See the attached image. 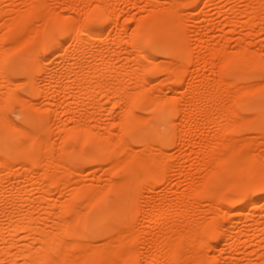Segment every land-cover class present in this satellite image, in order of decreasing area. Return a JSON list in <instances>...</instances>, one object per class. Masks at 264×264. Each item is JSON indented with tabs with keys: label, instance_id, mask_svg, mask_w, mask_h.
Listing matches in <instances>:
<instances>
[{
	"label": "bare ground",
	"instance_id": "6f19581e",
	"mask_svg": "<svg viewBox=\"0 0 264 264\" xmlns=\"http://www.w3.org/2000/svg\"><path fill=\"white\" fill-rule=\"evenodd\" d=\"M1 1L5 0H0V4ZM48 1L52 0H23L20 4L24 10L18 8V3L16 6L12 2L7 8L0 5V30L6 29V32L1 31L4 35H0V43L11 41L9 45L13 44L15 49H22V45L30 48L40 41L39 28L35 25L38 21L43 22V25L39 23L42 27L47 24L57 27L61 35L53 39L54 47L49 53L52 59L48 61L50 58L48 59L44 52L36 55L31 53L34 55L31 56L29 49L24 53L26 57L19 66H22L24 82L29 85L32 94L41 95L47 100L45 102L48 106L56 104L53 94L57 90L63 92L67 98L61 104L64 110L62 112L68 117L58 129L60 143L73 140L81 148L88 146L89 151L78 158H72L70 151L65 153L61 147H53L41 119L31 113L25 122L37 124L35 128L28 129L17 125L19 133L4 132L6 123L3 109L6 96L3 90H9L12 84L9 86L7 71L10 48L8 49V46L4 47L7 50H0V203L10 199L13 204L12 206L7 202L12 208L9 206L8 210L4 206L6 210L0 211V214H3L0 215V264H209L207 255L202 251L206 253V250L211 249L210 242L219 230L223 231L224 236L219 250L221 254L229 250L237 252L238 247L242 248L239 245L243 243L256 244V250L254 247L243 254H257L258 261L252 264H264V195H260L264 192V153L261 157L259 148H256L259 154L254 153V148H250L254 144L256 147L258 144L264 146V84L261 86L260 82H254V87L252 84L243 85L253 78L251 68L264 66H260L264 63V56L251 52L247 44L256 25L264 22V0H236V3L245 1L241 9L236 8V5L225 9V4L231 2L227 0V3L223 1V6H217L220 13L231 19L228 18L224 23L228 30L223 29L219 36L223 45L221 44L219 49L210 50L207 54L208 60L201 52L197 55L198 58H194V48L193 52L185 45L182 46L180 41H189L187 37L190 34L187 35L186 32L189 31L187 27L190 25L186 26V20L195 22L194 36L199 29L203 30L202 22L208 20L205 9L212 7L216 0H147L146 5L150 8L148 18H138V22L136 21V25L131 29L127 27L129 24L126 25L129 21L127 18L123 21L124 25L119 26L120 21L115 10L120 2L118 4L116 0H83L87 5L61 0L64 9L70 11L68 13L71 15L67 17L53 12ZM54 6L56 8V5ZM184 7L190 8V11L186 12L187 15H184L186 20L182 15ZM238 15L247 19L238 21ZM94 18L104 23L106 29H92L91 21H94ZM238 23L248 30V33L236 40L240 44L238 50L228 53L225 48L226 41L233 38L229 39L230 36L226 35L235 33L237 29L242 30L238 28ZM112 33H117L114 36L118 37L114 38V41H117L119 48L123 41H131L128 44L130 51H125L127 55L119 54L116 57L120 64H115L116 61L114 63L112 58L111 62L101 51H98L99 54L90 55L92 60L90 58L91 61L86 60L84 63L82 58L89 56L90 50L85 55L87 51L83 50V45L88 48L86 42L97 43L96 41H102ZM202 34L201 37L204 35ZM123 35L127 36L128 40L123 39ZM213 38L208 36L207 39L202 38L199 41H212ZM67 41H70L73 47L78 46L72 48L75 52L70 53V46L65 47ZM145 41H159L164 56L158 63L154 56L143 49ZM193 58L198 59L197 61L200 59L201 63L195 62L194 70L189 71L191 68L188 69V66L193 64ZM60 64L67 66L64 71V68L62 69L63 74L61 72V75H58L56 67ZM208 66L212 72L218 71L219 75L216 73L218 79L211 81V85H208L211 76L198 77V72ZM231 69L232 80L227 82L226 75ZM154 70L167 74L166 77L164 73L168 83L163 82L164 79L160 82L165 83L164 86L170 84L167 87L169 96L161 92L163 83H154V80L149 78V73ZM187 72H190V81L188 80L189 84L184 88V94L179 97L180 89L184 85V74ZM72 83L83 100L91 101L94 107L98 105L95 99L97 91L98 94L113 98L112 110L119 107L120 111L112 127L102 128L99 133L98 129L101 127L97 125L98 122L97 126L90 124L94 118L92 113L87 116L86 112L73 111L72 107L81 103L73 96ZM4 84H7V87ZM231 86L234 88L230 89ZM12 94L15 97L16 94ZM249 94H257L261 101L247 102L246 107L253 112L247 120L232 106L225 105L227 101L238 102L241 95ZM136 108L147 112L146 116L136 114ZM27 109L34 111L37 108L31 103ZM101 109L103 108H99ZM173 117L177 118L179 123L174 125ZM141 123L145 126H140ZM201 123H213L216 128L213 138L207 140L201 149L204 154L201 164L204 173L201 177H193L191 167L187 169L183 165V168L181 164L174 167L169 162L170 154L162 149L168 143L173 144L176 141L182 145V142L187 140L189 131L193 130L191 125L198 127ZM114 127L118 129V134L115 132L117 138ZM246 127L259 133V142L255 138L246 141L244 136L243 139L240 138V129ZM95 128H98V131ZM125 136H129V140L125 139ZM154 137L158 139L155 142L152 139ZM11 140H18L19 143H13ZM54 150L60 152H56V155ZM190 153L183 156L185 160L192 159L195 152ZM73 163H77L79 168L73 169ZM100 166L106 167L104 171L114 172L108 174L104 184L100 178L89 184L80 180L85 169L93 172ZM170 171L175 173L180 182H189V188L178 192L175 198H169V185L165 183L163 193L167 192L166 195H158L159 198L156 196L158 199L153 197L152 193L159 189V185L168 181L167 175ZM225 173H230L235 178L224 179ZM75 175H80V178L72 180L71 176ZM228 186L236 188V193L221 198L222 189ZM56 187L59 198H51L50 193L54 194ZM142 191H146L145 197ZM252 191L256 192L257 196L252 195ZM36 192H41L38 199L32 197ZM139 198L150 199V202L155 198L157 202L152 207L150 205L151 209L143 211L139 208ZM201 199L207 200L211 206L217 205L222 199L224 204L236 206L235 212L226 216L220 215L217 205L216 215L212 218H207V221L204 215V220L199 215L196 218L193 213ZM24 206L26 208H23ZM258 207L262 215L255 219L253 211ZM140 213L146 221L153 222L150 225L154 227V223H160L162 228L159 225L161 229L158 230L157 226L158 231H154L152 226L148 227V230H138L136 215ZM256 238L259 241H256ZM238 253L241 255V250ZM220 258L224 264L238 262V258L233 256Z\"/></svg>",
	"mask_w": 264,
	"mask_h": 264
},
{
	"label": "rangeland",
	"instance_id": "374dc122",
	"mask_svg": "<svg viewBox=\"0 0 264 264\" xmlns=\"http://www.w3.org/2000/svg\"><path fill=\"white\" fill-rule=\"evenodd\" d=\"M9 2V4L7 3V2ZM21 1H23V0H5L4 2L3 1H1L2 3L0 4V5H4V6H6L5 8H7V6L8 5H12V2H13V5L15 4H17L18 3V5L19 6H21L22 4H20L21 3ZM56 1V2H55ZM52 0V1H48V5H50V8H51V10H53V12H56V13H59L60 15H63V16H65V17H67V16H69V14L70 13H68V11L69 10H67V9H64V7H63V4L61 3V0ZM87 2H88V0H86ZM125 1V0H124ZM123 0L121 1V0H116V2L118 3V2H120V4L117 6V8L118 9H116L115 10V12H117L116 13V15L118 16V18H119V21H120V23H119V26L121 27V26H123L124 25V23H123V21L124 20H126V18L129 20L128 21V23L126 24V25H128L127 27L129 28L130 27V29L131 28H133L134 27V24L136 23V21L138 22V18H139V20H142V19H146V18H148V13H149V7H147V5H146V2H147V0H135V2H134V0L132 1H130V2H124ZM220 1V2H219ZM225 3H227V1L229 2V1H231L230 3H228L227 5H228V7H227V5L225 4V6L227 7H225V9H228L230 6H232V5H236V8H243L244 7V5L245 4H243V3H245V1H240V2H237L236 3V0H235V2H233L234 0H227V1H225V0H216V1H214V5L211 7V6H208V7H210V8H206L205 10H206V17H207V19L208 20H206V21H204V22H202V27L201 28H203V30L202 29H199L200 31H198V32H196V34H195V36L193 35L194 33H195V29L193 28V26L194 25H196L195 24V22H193V21H189L188 22V20H186V17H184V15L186 16L187 15V13L190 11V8L189 7H184L183 8V11H182V15H183V17H184V19L187 21H185V24H186V26L188 25H190L189 26V28L187 27V30L189 29V31H187L186 33H188L187 35H189V37H187L188 38V40L189 41H180V44L182 45H185L186 47H188L191 51H193L192 49L194 48V55H193V57L194 58H196V56L199 54H201V53H203V54H201V55H203L204 56V54H205V56L207 57L208 55V52L210 51V50H213V49H219L220 47H221V44H222V41H221V39H219V36H220V34H221V32L223 31V29H226L225 27H224V23L228 20V16L226 15L225 16V14H222V13H220L219 12V10L217 9V6L219 7L220 6V4H222L221 6H223L224 4V2ZM58 2H59V4H58ZM68 2L70 3H72V2H74V4H77V2L78 3H83V4H86L87 2H84L83 0H68ZM76 2V3H75ZM137 2H138V4H137ZM222 2V3H221ZM23 3V2H22ZM54 3H56V4H54ZM60 3H61V6H60ZM132 3V4H131ZM134 3V4H133ZM136 3V4H135ZM218 3V4H217ZM232 3V4H231ZM234 3V4H233ZM236 3V4H235ZM95 4V2L92 4V5H94ZM216 4V5H215ZM231 4V5H230ZM18 5H16V6H18ZM54 5H56V8H55V6ZM59 5V6H58ZM87 5V4H86ZM85 5V6H86ZM136 5V6H135ZM141 6V8L142 9H140V6ZM146 5V6H145ZM239 7H238V6ZM264 5V4H263ZM18 6V8L19 9H23L24 10V8H23V6H21V7H19ZM84 6V7H85ZM145 6V7H144ZM220 6V7H221ZM9 7V6H8ZM138 7V8H137ZM147 7V8H146ZM214 7V8H213ZM264 7V6H263ZM4 8V7H3ZM86 8V7H85ZM146 8V9H145ZM217 9V10H216ZM220 9V8H219ZM208 10V11H207ZM83 12H85V10H82ZM148 11V12H147ZM188 11V12H187ZM262 11H264V8L262 9ZM70 12V11H69ZM187 12V13H186ZM208 13V14H207ZM262 13V12H261ZM260 13V14H261ZM119 14V15H118ZM263 14V15H262ZM261 15H262V17L264 18V12L262 13ZM71 15V14H70ZM147 15V16H146ZM210 19H209V18ZM232 17V16H231ZM234 17H235V15H234ZM226 18V19H225ZM229 19H231V18H229ZM245 21V19H247V18H244V17H239V15L237 16V20L238 21H243V20ZM206 22H207V24H206ZM209 22V23H208ZM211 22V23H210ZM40 23V21H38L35 25H36V27H38L39 28V32H40V34H39V42H36V43H34L30 48H28L27 46H25V45H22V49L19 47L18 49L16 48H14V47H12L13 46V44L12 45H9L10 43H12L11 41H4L3 43H0V50L2 51L3 50V48L5 47H8V49H9V51H10V53L8 52V64H7V71H8V77H9V79H10V81L8 82L9 83V86H11L10 84H12V86H11V88L9 89V90H6L5 89V87H7V84H4V89L5 90H3L4 92H5V94H4V96H6V97H4V114H3V117H4V115H5V119H4V123H6V124H4V132L5 133H19L20 132V129H19V127L17 126V125H20V127H24V128H28V129H30V128H35L36 127V125L37 124H35V123H26L25 121H26V119H29V118H27V116L29 117V115H30V113H31V115H34V116H36V117H38L39 119H41V122H42V125L44 126V128H45V131L47 132V135H48V137H49V139H50V142H51V145H53V147H55V148H59V147H61L60 149H63L64 150V152L65 153H67L68 151H70L71 152V155H72V158H78V157H80V156H82V155H84L83 153H87L88 151H89V147L88 146H86V147H84V148H81V147H79V145L75 142V141H73V140H69V141H66V142H63L62 141V143H60L61 142V139H59V135H58V129L60 128V127H62V124L64 123V119L66 120V118L68 117H66V115H63V112L62 111H64V110H62V107H63V105L61 106V104H63V102L65 101V99L67 98V97H65V95L64 94H62L63 92L61 91V90H57L56 92H55V94H53L54 95V99L56 100L55 101V105L54 106H48L47 104H46V102L45 101H47V100H45L41 95H35V94H32V92H31V90H30V88H28L29 87V85L26 83V82H24V78H23V74H22V70H21V68H22V66L20 67L19 65H20V63H23V61H24V59H25V57L26 56H24V53L25 52H27V50H31V51H29L28 53H29V55L32 53V54H34V55H36V53L38 54V53H41V52H44V53H46L47 55H48V61H50L52 58H51V56L49 55V53H50V51L52 50V48L54 47V42L55 41H53V39L54 38H56L60 33L58 32V29H57V27L55 26V25H52V24H47L45 27H42V25H43V22H41L40 24H42V25H40L39 24ZM258 23V22H257ZM261 23H263V24H261ZM259 22L258 23V25H256V27H255V30L254 31H252L253 32V36L251 37V40L250 41H247V44H249V46H250V48H249V46H247L249 49H251L250 51L251 52H253V53H258V54H261V56H264V22L262 21V22ZM38 24V25H37ZM125 25V26H126ZM136 25V24H135ZM41 26V27H40ZM204 26V27H203ZM195 27V26H194ZM42 28H43V30H42ZM45 28V29H44ZM91 28L92 29H94V30H96V31H103V30H105L106 29V26H105V24L104 23H102L99 19H97V18H94V21L92 20L91 21ZM238 28H241L242 30H240V29H237V31L235 32V33H227L228 35H226V36H230V38L229 39H232V40H228L229 41V43H228V41H226V43H227V46L225 47V48H227L226 50H227V52L228 53H232V52H234V51H237L238 50V48H239V43L236 41L237 39H238V37L240 38H242V35H245V33L247 34L248 33V30L246 31V29L245 28H242L241 27V25H240V23H238ZM64 29H65V31H67L68 29H67V27L65 26L64 27ZM191 29L192 30H194V31H191ZM210 29V30H209ZM244 29V30H243ZM5 30V32H6V29H1L0 30V35L1 36H3L4 35V33L3 32H1V31H4ZM209 30V31H208ZM226 30H228V29H226ZM198 33V34H197ZM204 35H203V34ZM115 34H117V33H112V35H110V36H108V37H104L103 38V40L102 41H96L97 43H95V41H88V42H86L85 44L88 46V48H86L84 45H83V50L84 51H87V52H85V55H87V53L89 52L88 50H90V53L88 54L89 56H85V57H87V59H85V57L84 58H82V60L84 59V63L85 62H87V61H91L92 60V58L90 57V55H92V54H97L98 53V51L100 52H103L102 54H105V56H106V58L107 57H109L110 59L112 58L113 59V62L115 63V61H116V63L115 64H120L119 62H117L118 60H116V57H117V55H121V56H126L127 55V52H125V51H130V49L128 48L130 45H128L129 43H131V41H123V43H122V46L120 45V48H119V46H117V41H114V40H116L117 38L116 37H118L117 35H116V37L114 36ZM203 35L202 37L200 36V35ZM61 35V34H60ZM126 35H128L127 33H126ZM210 37H214L213 39H211L212 41H202V43H200L201 41H199V39L200 40H202V38L203 39H207L208 38V36ZM190 36H191V39H189L190 38ZM200 37V38H199ZM114 38H116V39H114ZM128 37L127 36H125V35H123V39H126V40H128L127 39ZM194 38H196L198 41H196V39H195V41H192V40H194ZM235 39V40H234ZM190 41H192L191 43H190ZM119 42V41H118ZM122 42V41H121ZM152 41H145L144 42V44H143V49L148 53V54H151L152 56H154L155 58H156V63H158V61H160L162 58H163V50L160 48V46H159V41H153V43H151ZM184 42V43H183ZM188 42V43H187ZM88 43V44H87ZM95 44V45H93V44ZM225 43V44H226ZM71 42L70 41H67L66 42V44H65V47H67V46H70L69 47V49L71 50L70 51V53L73 51L72 50V48L74 49V48H78V46H76V45H74V47H73V44H72V46H71ZM126 44V45H125ZM191 46H190V45ZM245 44V43H244ZM119 45V44H118ZM156 45V46H155ZM182 45V46H183ZM223 45V44H222ZM241 45H243V43H241ZM3 46V47H2ZM243 46H246V45H243ZM90 47V48H89ZM4 48V49H5ZM92 48H93V50H94V52H92L91 53V51H93L92 50ZM41 49V50H40ZM87 49V50H86ZM108 49V50H107ZM111 51H110V50ZM115 51H114V50ZM121 51H120V50ZM129 49V50H128ZM5 50H7V49H5ZM14 50V51H13ZM118 50V51H117ZM0 51V52H1ZM4 51V50H3ZM21 51H22V53H21ZM24 51V52H23ZM40 51V52H39ZM76 51V50H75ZM75 51H73V52H75ZM116 51H117V54H116ZM158 51V52H157ZM72 52V53H73ZM122 52H124V53H122ZM196 52H197V54H196ZM201 52V53H200ZM114 53V54H113ZM122 53V54H121ZM31 54V56H34V55H32ZM99 54V53H98ZM111 54H112V56H111ZM196 54V55H195ZM110 55V56H109ZM115 58H114V57ZM209 57V56H208ZM206 58L207 60L209 59V58ZM89 58V59H88ZM90 58H91V60H90ZM193 58V64H191L190 66H188V69L189 68H191V69H189V71L191 70H194V64H195V62H199V63H201L200 62V59H199V61H197L196 59H194ZM197 58H198V56H197ZM112 59H111V62H112ZM115 59V60H114ZM87 60V61H86ZM202 61V60H201ZM72 62V61H71ZM216 62V61H215ZM263 62H264V59H263ZM196 63V64H197ZM217 63V62H216ZM113 64V63H112ZM262 65H264V63L263 64H261L260 66H262ZM66 64H60L59 66H57L56 67V71H57V74L58 75H61V74H63V71L66 69ZM60 68H61V71H60ZM64 68V69H63ZM207 69H203L202 71L200 70L199 72H198V77L199 78H201L202 76H208V77H210V81H209V83H208V85H211V84H213L211 81H214L215 80V78L216 79H218V71H216V72H212L211 71V69H210V67L208 66V67H206ZM62 69H63V71H62ZM59 71V72H58ZM205 71V72H204ZM62 72V73H61ZM160 72H162V71H160V70H154L152 73H149V78L151 79V80H154V83L156 82V83H159L160 82V80L162 81L163 79V82H165L166 80H165V78L167 77V74L165 73V72H162V74L160 73ZM233 72V69H231L230 71H228V74L226 75V81L228 82H230L231 80H232V78H231V73ZM61 73V74H60ZM166 74V77H165V74ZM188 73H190V72H187V73H185L184 74V85H183V87L180 89V93L178 94V96L180 97L181 95H183L184 93V91H185V89H186V86H188V84H189V82H188V80L190 81V74H188ZM197 73V72H196ZM203 73V74H202ZM216 73H217V75L218 76H216ZM250 73L253 75L252 77V80L249 82V83H243V85L244 86H246V85H250V84H252V87H254V82H256V83H259V85H263L264 83H262L263 81H264V66H262V67H260L259 68V66L258 67H254V68H251L250 69ZM0 74H1V72H0ZM201 74V75H200ZM207 74V75H206ZM36 78H38L39 79V76H37ZM162 78V79H161ZM213 78V79H212ZM8 79V80H9ZM18 79H19V81H18ZM155 79H157V80H155ZM186 79V80H185ZM263 81H262V80ZM12 81V82H11ZM16 81V82H15ZM4 82H6L7 83V81H4ZM11 82V83H10ZM39 82H40V79H39ZM163 82H160V84H162ZM167 82V81H166ZM211 82V83H210ZM16 83H18L17 85H16ZM71 83V82H70ZM168 83V82H167ZM1 84V83H0ZM15 84V86L13 87V85ZM21 84V85H20ZM42 84V83H41ZM73 84V83H72ZM44 85V84H43ZM165 85V83H163L162 84V86L164 87L163 89H162V94H167V96H169V91H167V87L168 86H170V84H167L166 86H164ZM261 85V86H262ZM72 86V85H71ZM185 86V87H184ZM256 86H258V84H256ZM255 86V87H256ZM75 88L76 87H74V84H73V86L71 87V91H73L72 93L74 94H72L73 96H74V98H75V100H77L78 102H80L81 103V105H75V106H73L72 108H73V111L75 112V111H77V113H79V111L82 113V112H86V115L88 116V115H90L91 113H92V116L95 118H93V119H91V121H90V124H91V126L92 125H96V122H98L97 123V125L99 124L100 126L99 127H101V129H98V128H95V130L96 131H98L99 133H101L102 132V128H105V127H112V125L117 121L116 119H117V117H118V111H120L119 110V107H116V108H113V110H112V104H113V98H110V97H106V96H103L101 93H99L98 94V91H97V94L95 95V99H96V101L98 102V105H96L95 107L94 106H92V104H91V101H88L87 99H86V101H84L83 100V97L81 96V95H79V92H77L78 91V89L77 90H75ZM185 88V89H184ZM232 88H234L233 86H231L230 87V89H232ZM13 89V90H12ZM73 89V90H72ZM203 90V89H202ZM9 91V92H8ZM12 92L13 93H15L16 95H15V97L13 96L14 94H12ZM31 92V93H30ZM58 92V93H57ZM154 92H156V91H154ZM157 93V92H156ZM221 94H223V92H221ZM64 95V96H63ZM257 94H255V95H241L240 97H239V100H238V102L236 101V102H232V101H227L228 103H225V105L226 106H232L238 113H240L241 115H243V117H245L244 119L245 120H247L248 118H249V116L250 115H252V110H250V108H248V106L246 107V105H247V102H253V103H255V102H257V101H261V99L259 98V97H257L256 96ZM13 96V97H12ZM16 96H18L17 98H16ZM19 96H20V99H18L19 98ZM14 98V99H13ZM85 98V97H84ZM243 98V99H242ZM64 99V100H63ZM112 99V100H111ZM245 99V100H244ZM18 100H20V102L18 101ZM240 100H241V102H240ZM21 101H24V102H21ZM70 101H71V99H70ZM194 101V100H193ZM244 101V102H243ZM32 103V105H34L37 109L36 110H34V111H30V110H28L27 108H28V106H29V104H31ZM62 102V103H61ZM83 102H85V103H83ZM88 102V103H87ZM90 102V103H89ZM195 102V101H194ZM59 105V107H57ZM25 106H27V107H25ZM60 106H61V109H60ZM98 106V107H97ZM54 107V108H53ZM75 107V108H74ZM96 107H97V109H96ZM57 108V109H56ZM99 108H103V109H101V110H99ZM110 108H111V111H110ZM41 110V111H39V110ZM44 109V110H43ZM117 109V110H116ZM116 110V111H115ZM97 111V112H96ZM109 111L113 114H109ZM113 111V112H112ZM135 112H136V114H143L144 116H146V114H147V112L145 113L144 111L142 112V111H140L139 110V108H136L135 109ZM138 112V113H137ZM57 113V114H56ZM61 113H62V115H61ZM76 113V112H75ZM55 115V118H54V115ZM85 114V113H84ZM6 115L10 118V121H9V118L8 117H6ZM45 117H43V116ZM77 115V114H76ZM85 115V116H86ZM110 115V116H109ZM64 116V117H63ZM98 116V117H97ZM2 117V118H3ZM44 119H43V118ZM1 118V119H2ZM7 118V119H6ZM53 118V119H52ZM51 121H50V120ZM8 120V121H7ZM45 120V121H44ZM13 121V122H12ZM44 121V122H43ZM173 121H174V125H175V123L177 124V123H179L178 121V119L177 118H175V117H173ZM9 124H8V123ZM10 122H12L13 124H11V127H9V125H10ZM14 123L16 124V125H14ZM45 123H46V125H45ZM186 124H188L189 125V123L187 122ZM202 124V123H201ZM201 124H199L198 125V127H196V126H194V125H191V128L193 129H191L192 130V132L191 131H189L190 133H188V135H187V137H186V139L187 140H185V143L184 142H182V145H181V143H179V142H175V143H173V144H167L165 147H163V149L162 150H164V152H166L169 156H170V159H169V162H170V164L171 165H174V167L175 166H179L180 164V166L181 167H183V165H184V167L185 168H190L191 167V170H190V172H191V174H192V176L193 177H201L202 175H203V171H202V169H203V165H201L202 164V160H203V158H204V154L201 152V149H202V146L204 145V143L207 141V140H210V139H212L213 138V132L215 131V126L213 125V123H211V124H209V125H203V126H206V127H203V126H201ZM250 124H251V122H250ZM96 125V126H97ZM188 125H186V126H188ZM210 125H212V126H210ZM252 125V124H251ZM71 126V125H70ZM140 126H145V124L144 123H141L140 124ZM18 127V128H17ZM214 127V128H213ZM251 127H253V126H251ZM188 128V127H187ZM55 129V130H54ZM98 129V130H97ZM113 129H115L114 130V134H118V132H117V128H113ZM116 132V133H115ZM57 133V134H56ZM240 134H238V135H240V138H242L243 139V136H244V139H245V141L247 140V139H256V141L257 142H259L258 141V137H259V133L258 132H256L254 129H248V127H246V128H241L240 129V132H239ZM53 134V135H52ZM116 134V138H117V135ZM167 134H169V133H167ZM55 135V136H54ZM188 136H189V138H188ZM53 137V138H52ZM114 137V136H113ZM129 136H125V139H127V140H129ZM153 139V141L155 142V141H157L158 139L156 138V137H154V138H152ZM13 143H16V144H18L19 142H18V140H11ZM193 141V142H192ZM242 141H244V140H242ZM177 143V144H176ZM61 145V146H60ZM256 144H254V145H252V146H255ZM78 146V147H77ZM182 146V147H181ZM250 147V148H254L253 150H254V153L256 152V148H257V150H258V148H259V151L260 152H262L260 155H261V157H262V154L264 153V146H260L259 144L257 145V147L255 146V147ZM72 150H71V149ZM67 149H69V150H67ZM261 149V150H260ZM75 150H77V151H75ZM91 150V149H90ZM75 151V152H74ZM258 151V152H259ZM56 152H60L59 150L58 151H56V150H54V154L56 153ZM190 152H195L194 154H192V159H190V160H185V158L183 157L184 155H187V154H191ZM198 152H200V153H198ZM253 152V151H252ZM258 152H256V153H258ZM58 153H56V155H57ZM259 154V153H258ZM171 155H172V157H171ZM176 157H175V156ZM263 156H264V154H263ZM264 158V157H263ZM172 159H174V160H172ZM177 159V160H176ZM263 159H261V161H262ZM264 161H262V163H263ZM184 163V164H183ZM191 163H193L192 165H191ZM72 165V167H73V169H77V168H79V167H77V163H73V164H71ZM183 167V168H184ZM106 167L105 166H100V167H97L96 168V170L95 171H93V172H91V170L90 171H86V169L83 171V175H81V178H80V175H75V177H73V176H71L72 177V180L73 179H75L76 177L79 179L80 178V180L82 181V182H84V183H93V182H95L96 181V179H98V178H100V179H102L103 181H104V179H107V177H108V174L110 175V174H114V172L113 171H109V170H107V171H109L108 173H107V171H106V175H105V171H104V169H105ZM187 168V169H188ZM85 172V173H84ZM170 175H171V177H170ZM174 177H173V176ZM168 177H169V179H168V181L166 180L165 182H163L161 185H159V189H156L155 190V192H153L152 194H153V197H158V195H160L159 197H161V196H165L166 195V193H163L164 191H163V189L166 187V185H164L165 183L166 184H168L167 186H168V192L169 193H167V195H168V197L170 196H172L173 198H175V196L178 194V192H182V190H185V189H188L189 188V186H190V183L189 182H180L177 178L178 177H176V175H175V173H172V171H170V172H168V175H167ZM167 177V178H168ZM231 177H233L230 173H225L224 174V179H229V178H231ZM238 177V176H237ZM233 178H235V176L233 177ZM170 180V181H169ZM102 183V182H101ZM105 183V181L103 182V184ZM6 185L8 184V182L6 181V183H5ZM102 185V184H101ZM161 186H163V187H161ZM161 187V188H160ZM54 188L55 187H53L52 189L54 190ZM57 188V187H56ZM61 188V187H60ZM56 190V192H54V191H52V192H54V194H52V193H50L51 195H50V197L51 198H59V193H58V188L57 189H55ZM170 190V191H169ZM224 190V191H223ZM236 188H233V187H229L228 186V188L227 187H225V188H223L222 189V191H221V193H223V194H221V198H226L227 196H229V195H232V194H234V193H236ZM143 193V196L145 197V195H146V191L144 192V191H142ZM164 195H163V194ZM252 193V195H254V196H257V193L256 192H254V191H252L251 192ZM152 194H150V196H152ZM154 194H157V195H154ZM261 196H263L264 195V192H262L261 194H260ZM41 196V192H36V193H34V195L32 196L33 198H35V199H38L39 197ZM156 197V198H157ZM158 197V198H159ZM169 197V198H170ZM143 198V197H142ZM142 198H139L138 199V203L140 202V207L139 208H142V209H140V210H146L147 211V208L148 209H151L150 208V205H151V207L157 202V201H155V200H157V199H155V198H153V200H151V202H150V199H145V200H147V203H146V201L145 200H143ZM155 199V200H154ZM155 201V202H154ZM9 204H11L12 206H13V204L12 203H10V199L9 200H7L6 199V202H3V201H1V203H0V207H2V208H0L1 210L0 211H2L3 212V209H8L9 208V206H10V208H12V206L11 205H9ZM11 202H12V200H11ZM144 202V203H143ZM150 202V203H149ZM263 202V201H262ZM261 202V203H262ZM261 203H260V205L259 206H261ZM149 204V205H148ZM148 207H147V206ZM217 205H219V207L217 206ZM217 205H212L211 206V204L207 201V200H205V199H201L200 200V203L196 206V208H195V210H194V216L197 218V215H199V216H203V217H205L206 218V221H207V218L209 219V218H212L213 216H215L216 215V213H215V211H216V208L218 207V208H220V206L221 207H224V208H220L221 209V211L219 212L218 211V208H217V212L218 213H220V215H225L226 216V214H228V213H234L235 212V208H236V206H234V205H228V204H224L223 203V201H222V199L220 200V202H218L217 203ZM224 205V206H223ZM5 206V208H3ZM142 206V207H141ZM214 206V207H213ZM216 207V208H215ZM9 208V209H10ZM23 208H26V206H24ZM144 208V209H143ZM215 208V209H214ZM5 209V210H6ZM8 209V210H9ZM214 209V210H213ZM260 208L258 207V208H256L254 211H253V213L255 214L254 216H255V219H256V217L258 218H260L261 217V215L262 214H260V210H259ZM213 211H214V214H213ZM227 211V212H226ZM230 211V212H229ZM2 214V213H1ZM0 214V215H1ZM201 214V215H200ZM142 214L140 213V215L139 214H137L136 215V221L138 220V223L136 224L137 226H138V230H142V231H144V230H148V227H151L152 225H150L151 223L153 224V222H151V221H146V219H144L143 218V216H141ZM259 215V216H258ZM2 216H3V214H2ZM2 216H0L1 218H2ZM194 216L192 215V218H194ZM141 217L143 218V219H141ZM201 217H199V218H201ZM202 217V218H203ZM140 218V219H139ZM205 218H203V220L205 219ZM195 219V218H194ZM146 221L147 223H148V225H147V223L146 222H143V221ZM148 220V219H147ZM202 220V221H203ZM140 222H142V223H140ZM139 223L141 224V225H143L144 226V228L142 227V226H140L139 225ZM143 223H145V224H143ZM157 224V223H156ZM155 223H154V227L152 226V229L154 230V231H158V230H160L161 228H162V224H160V223H158V225H156ZM147 225V226H146ZM156 225V226H155ZM159 225H160V227H159ZM158 226V227H157ZM156 227L158 228V230L156 229ZM142 228V229H141ZM155 228V229H154ZM141 231V232H142ZM240 231V230H239ZM224 236H223V231L222 230H219L218 231V233L216 234V236L214 237V239H212L211 240V242H210V244H211V246L212 247H210L209 249L210 250H206V253H205V251H202L204 254H206L207 255V257H208V259H209V264H224L223 262L224 261H222L223 259L222 258H220V257H229V256H233V257H237L238 258V262L236 263V264H252V262L254 263V262H257L258 261V258H257V254H253V256L252 255H245V254H243V253H248L249 251H251V250H253L254 249V247H255V250H256V244H250V243H243L242 245L240 244L239 246H241L242 248H240V247H238V250H237V252H235L234 250H229V252H227L226 251V253L224 254V253H220L219 252V250L221 249V247H222V244H223V240H224V238H223ZM256 241H259V239H255ZM256 241H254V243L256 242ZM253 246V247H252ZM219 247V248H218ZM215 248H216V250H215ZM213 249V250H212ZM240 250H241V255H240V253H238V252H240ZM248 252H247V251ZM260 253L262 252L260 249H257ZM232 251V252H231ZM229 253V254H228ZM232 253V254H231ZM221 254V255H220ZM238 254V255H237ZM240 256V257H239ZM252 256V257H251ZM212 257V258H211ZM211 258V259H210ZM241 258H244V259H241ZM240 260V261H239ZM243 260V261H242ZM183 264H184V262H182ZM181 263V264H182ZM3 264H5V263H3ZM180 264V263H179ZM256 264V263H255Z\"/></svg>",
	"mask_w": 264,
	"mask_h": 264
}]
</instances>
